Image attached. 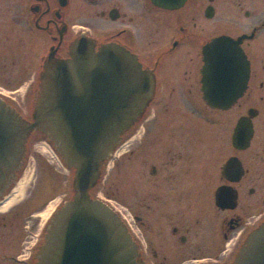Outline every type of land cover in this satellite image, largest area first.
Listing matches in <instances>:
<instances>
[{
	"label": "flooded vegetation",
	"instance_id": "af4514ba",
	"mask_svg": "<svg viewBox=\"0 0 264 264\" xmlns=\"http://www.w3.org/2000/svg\"><path fill=\"white\" fill-rule=\"evenodd\" d=\"M82 33L96 48L125 47L153 75L143 116L104 166L118 169L119 212L140 256L232 264L264 222V0H0V96L31 120L49 52L67 57ZM221 35H244L249 71L228 108L204 98V47ZM37 134L0 196V264H35L62 203V162L30 153Z\"/></svg>",
	"mask_w": 264,
	"mask_h": 264
},
{
	"label": "water",
	"instance_id": "95a60500",
	"mask_svg": "<svg viewBox=\"0 0 264 264\" xmlns=\"http://www.w3.org/2000/svg\"><path fill=\"white\" fill-rule=\"evenodd\" d=\"M243 37L221 35L204 47V98L213 107H230L245 90ZM153 84V75L130 50L116 43L96 48L82 33L67 57L49 52L31 120L0 96V196L22 168L35 132L74 170L73 195L51 217L35 264H148L120 214L92 191L107 159L143 116ZM243 125L241 118L236 134L241 141L251 134L243 133ZM232 264H264V222L249 233Z\"/></svg>",
	"mask_w": 264,
	"mask_h": 264
},
{
	"label": "rangeland",
	"instance_id": "374dc122",
	"mask_svg": "<svg viewBox=\"0 0 264 264\" xmlns=\"http://www.w3.org/2000/svg\"><path fill=\"white\" fill-rule=\"evenodd\" d=\"M37 139L40 140L36 141ZM47 140L48 139L46 138V136L43 135L42 133H40V135L39 134L34 135L30 153L37 157L42 156L43 158L47 157L54 160L53 156L54 155L56 156V153L54 149H52V146ZM58 160L60 161L59 157ZM62 164L61 166H59L58 164V169H60L63 179L61 194L60 196L58 195V205L61 202L63 203L64 201L68 200L73 195L72 181L74 177V170L66 167L63 162ZM109 171H111L110 174L108 173ZM119 187H120V179H119L118 169L117 168L113 169L110 166L108 169H105L103 171L102 177L98 185L92 191V194L101 197L104 200L110 198V201L108 202L112 206H114V208L117 211H119L121 208V204L119 201Z\"/></svg>",
	"mask_w": 264,
	"mask_h": 264
}]
</instances>
